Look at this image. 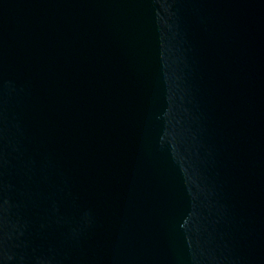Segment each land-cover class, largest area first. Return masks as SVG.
<instances>
[{"label": "water", "instance_id": "water-1", "mask_svg": "<svg viewBox=\"0 0 264 264\" xmlns=\"http://www.w3.org/2000/svg\"><path fill=\"white\" fill-rule=\"evenodd\" d=\"M0 264H264V0H0Z\"/></svg>", "mask_w": 264, "mask_h": 264}]
</instances>
